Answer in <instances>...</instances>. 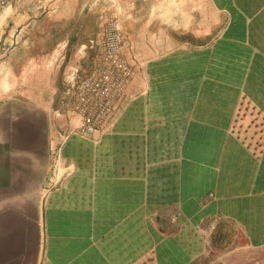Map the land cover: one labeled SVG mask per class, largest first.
Segmentation results:
<instances>
[{"label": "crops", "instance_id": "1", "mask_svg": "<svg viewBox=\"0 0 264 264\" xmlns=\"http://www.w3.org/2000/svg\"><path fill=\"white\" fill-rule=\"evenodd\" d=\"M152 2L120 16L134 72L95 138L58 113L69 36L0 50V264H264V0H206L220 30L163 50L155 22L192 11Z\"/></svg>", "mask_w": 264, "mask_h": 264}, {"label": "rangeland", "instance_id": "2", "mask_svg": "<svg viewBox=\"0 0 264 264\" xmlns=\"http://www.w3.org/2000/svg\"><path fill=\"white\" fill-rule=\"evenodd\" d=\"M152 3V0H0V50L10 49L12 67L18 69L37 55L38 50H42L43 55H46V50H49L57 39H67L69 36V46L78 47L69 48L62 55V59L55 62L61 60V67L73 65L80 69L90 68L97 58V45L102 41V35L106 29L114 28L121 34L122 56L131 65V61L136 59L129 35L120 27V16L132 15L139 20L136 25L146 28L145 22L152 13ZM197 8L194 11L189 0H186V9L188 12L192 11V16L184 24L178 21L182 11L179 13L178 7L170 5V20L166 19L165 24L160 20L155 22L156 38L153 41L149 39L144 29L140 30L144 33L140 39L144 44L152 41L156 48L163 50L185 43H200L185 36L186 32L197 31L201 36L213 37L221 28L219 18L215 16L206 0H203L201 13ZM3 15L6 17H2ZM72 33L79 34L73 37ZM87 33L94 34L85 37ZM81 45L87 46L84 53L80 51Z\"/></svg>", "mask_w": 264, "mask_h": 264}, {"label": "built area", "instance_id": "3", "mask_svg": "<svg viewBox=\"0 0 264 264\" xmlns=\"http://www.w3.org/2000/svg\"><path fill=\"white\" fill-rule=\"evenodd\" d=\"M121 44L118 30L106 29L92 66L74 69L64 80L58 113L75 117L79 129L94 138L105 132L134 72L122 56Z\"/></svg>", "mask_w": 264, "mask_h": 264}]
</instances>
